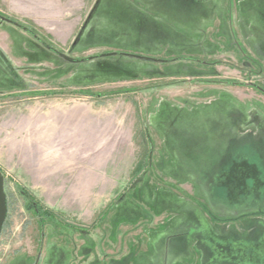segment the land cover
<instances>
[{
	"label": "rangeland",
	"instance_id": "rangeland-1",
	"mask_svg": "<svg viewBox=\"0 0 264 264\" xmlns=\"http://www.w3.org/2000/svg\"><path fill=\"white\" fill-rule=\"evenodd\" d=\"M75 136L106 194L78 221L17 172ZM236 141L264 153V0H0V264H264V212L246 241L204 180Z\"/></svg>",
	"mask_w": 264,
	"mask_h": 264
},
{
	"label": "crops",
	"instance_id": "crops-1",
	"mask_svg": "<svg viewBox=\"0 0 264 264\" xmlns=\"http://www.w3.org/2000/svg\"><path fill=\"white\" fill-rule=\"evenodd\" d=\"M41 18L48 23L50 22L45 17ZM57 114L60 115L61 112H57ZM48 117H51V115L44 116V119ZM46 122L44 120L43 125L45 127L48 126ZM73 124V127L77 128L80 122L76 119ZM59 125L60 123L48 126L43 138H51V134L54 135L60 131L61 127ZM70 134H72V130H66L64 132L65 138L71 137ZM74 140L76 146L64 153L58 152L57 148L54 147L51 150H46L44 144L42 146L38 144L36 146L37 152L35 151L37 157L31 160L27 159L24 163L21 162L24 165L20 168L18 166L17 172L21 182L34 189L35 197L41 205L54 213H58L60 216L68 215L71 219L78 221L82 220L84 198L86 202L88 201V203L92 204L93 208L91 211L93 213V211L97 212L99 210V197L106 194H102L100 190V182L102 183L103 179L100 181L97 172L92 170L91 174H83L82 154L77 152V144L81 146V140L80 138L77 140L76 136ZM12 152L14 153V151ZM220 152L218 163L215 162L216 166L212 167L213 171L208 174V178L204 179L208 183L216 177L215 182L218 183L208 192V197L211 196L209 201L211 204L216 203L214 200L219 201L216 204L219 205L218 213L224 215L222 219L225 222L222 224L224 226L227 217H230L233 223L238 221L242 223L243 218L250 219L245 221L249 223L251 228V238L246 241L249 240L250 243H253L258 240L256 239L258 236L257 231L260 230L259 212H264V190L259 195L258 187L260 182H264V153L258 147L257 149L252 146L248 148L238 144L237 141ZM92 155L93 153L88 157L89 163L87 164L98 168V163L93 160ZM75 163L79 165L78 169L73 168V165H76ZM243 173H245L244 180L242 178L244 177ZM244 181L249 185L250 189L244 190ZM190 186L191 195L195 196L198 190L194 185ZM194 189H196V192H194ZM196 197H199V195ZM248 197L250 203L243 204L242 199ZM201 198L204 199V197ZM254 198L256 199L255 203H253ZM224 226L223 230H225ZM65 227L71 228V226ZM71 229L77 231L75 228ZM234 240L236 242L240 239L236 237ZM79 245H82L81 241Z\"/></svg>",
	"mask_w": 264,
	"mask_h": 264
},
{
	"label": "water",
	"instance_id": "water-1",
	"mask_svg": "<svg viewBox=\"0 0 264 264\" xmlns=\"http://www.w3.org/2000/svg\"><path fill=\"white\" fill-rule=\"evenodd\" d=\"M6 213H7V205H6V195L4 191V177L0 171V235L6 218Z\"/></svg>",
	"mask_w": 264,
	"mask_h": 264
}]
</instances>
